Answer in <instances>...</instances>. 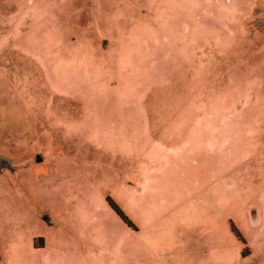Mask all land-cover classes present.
Returning a JSON list of instances; mask_svg holds the SVG:
<instances>
[{
    "label": "rangeland",
    "instance_id": "374dc122",
    "mask_svg": "<svg viewBox=\"0 0 264 264\" xmlns=\"http://www.w3.org/2000/svg\"><path fill=\"white\" fill-rule=\"evenodd\" d=\"M82 51L94 58L84 62ZM181 56L183 89L198 72L204 101L211 86L221 88L214 79L221 64L213 60L225 61L223 88L232 84L238 94L247 88L253 95L242 134L264 141V0H0V264L104 261L109 252L100 239L109 241L113 213L120 216L104 196L113 186V101L141 103L157 86L159 63L168 106ZM182 175L166 178L163 197L148 207L176 216L166 231L196 224L180 217L235 220L264 202L263 170L248 176L242 200L225 204L216 188L196 186L194 174L178 184ZM45 243L39 255L24 253ZM236 257L182 254L180 260L244 264Z\"/></svg>",
    "mask_w": 264,
    "mask_h": 264
},
{
    "label": "crops",
    "instance_id": "0c3cea01",
    "mask_svg": "<svg viewBox=\"0 0 264 264\" xmlns=\"http://www.w3.org/2000/svg\"><path fill=\"white\" fill-rule=\"evenodd\" d=\"M188 10L191 20V8ZM187 26L190 33L192 28L195 29L191 22ZM87 44L88 47L96 46L94 42ZM78 57L84 62L87 58H94L83 51ZM111 58L113 62V55ZM126 60L124 57L120 62L121 69H128ZM213 61L219 62L220 69H223L225 61L220 57ZM183 66L181 56L179 70L173 71L168 106L161 101L166 92L160 81L165 66L159 68V63L157 86L152 91H145L141 103L130 105L113 101V186L104 196L113 199L127 221L113 213V236L108 242L100 239V245L108 250L109 255L100 264H204L195 258L183 263L180 258L182 254H202L207 259L214 254L227 253H237L235 261L240 258L244 264H264V202L253 209V214L234 216L235 220L212 215L179 218V222L188 223L189 220L196 223V230L187 225L185 229L166 231L167 223L178 222L176 216L149 212L150 203L163 197L162 185L166 178L179 180L176 176L179 173L183 175L178 184L184 183L182 179L189 183L188 175L194 174L196 186L216 188V198L225 204L230 198L237 202L242 200L248 176L264 172V141L260 137L242 134L246 124L242 116L253 104L251 89H241L242 94H238L239 90H232V84L223 88L224 74L220 75L219 69L214 79L221 88L211 86L204 101L198 72L189 78V85L183 89ZM238 83L243 82L239 79ZM140 89L142 91V85ZM259 92L264 96V89ZM152 98H156V103L151 105ZM131 107L141 116L133 117ZM247 134H251L250 129ZM209 193L213 197V191ZM233 226L246 245L235 234ZM182 240L186 245H181ZM245 246L248 252L243 254ZM45 248L46 243L43 247L30 245L24 253L36 256ZM49 262L45 260V263ZM43 263L41 260L40 264Z\"/></svg>",
    "mask_w": 264,
    "mask_h": 264
},
{
    "label": "trees",
    "instance_id": "16d2710c",
    "mask_svg": "<svg viewBox=\"0 0 264 264\" xmlns=\"http://www.w3.org/2000/svg\"><path fill=\"white\" fill-rule=\"evenodd\" d=\"M110 203H111V205L113 206V209L118 213V214H120V216L123 218V219H125L126 221H127V219H126V217H125V215L123 214V212L121 211V209L114 203V202H112V201H110ZM234 231H235V233L237 234V236L238 237H240L244 242H245V245H246V241L243 239V237L241 236V234H240V232L234 227ZM248 252V248H247V246H245V248H244V254H246Z\"/></svg>",
    "mask_w": 264,
    "mask_h": 264
}]
</instances>
